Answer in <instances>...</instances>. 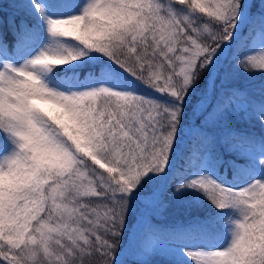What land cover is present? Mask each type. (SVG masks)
Wrapping results in <instances>:
<instances>
[{
	"label": "snow or ice",
	"instance_id": "obj_1",
	"mask_svg": "<svg viewBox=\"0 0 264 264\" xmlns=\"http://www.w3.org/2000/svg\"><path fill=\"white\" fill-rule=\"evenodd\" d=\"M0 264H264V0H0Z\"/></svg>",
	"mask_w": 264,
	"mask_h": 264
},
{
	"label": "trees",
	"instance_id": "obj_2",
	"mask_svg": "<svg viewBox=\"0 0 264 264\" xmlns=\"http://www.w3.org/2000/svg\"><path fill=\"white\" fill-rule=\"evenodd\" d=\"M257 81L259 80V77L256 78ZM187 218V213H184L182 215H176V214H166L165 216V219L169 222H172V221H179V220H182V219H185ZM129 226L131 228L132 226V221L129 222Z\"/></svg>",
	"mask_w": 264,
	"mask_h": 264
}]
</instances>
